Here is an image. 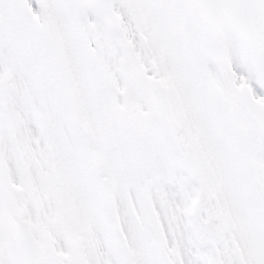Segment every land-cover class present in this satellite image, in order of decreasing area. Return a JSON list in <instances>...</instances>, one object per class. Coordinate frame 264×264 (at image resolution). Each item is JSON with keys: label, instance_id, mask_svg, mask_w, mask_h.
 Returning a JSON list of instances; mask_svg holds the SVG:
<instances>
[{"label": "snow or ice", "instance_id": "6c2138e0", "mask_svg": "<svg viewBox=\"0 0 264 264\" xmlns=\"http://www.w3.org/2000/svg\"><path fill=\"white\" fill-rule=\"evenodd\" d=\"M0 264H264V0H0Z\"/></svg>", "mask_w": 264, "mask_h": 264}]
</instances>
